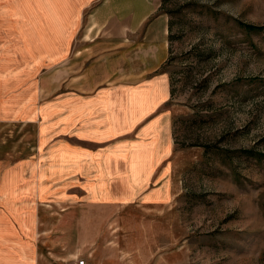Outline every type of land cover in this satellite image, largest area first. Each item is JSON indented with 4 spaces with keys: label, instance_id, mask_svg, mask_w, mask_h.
I'll use <instances>...</instances> for the list:
<instances>
[{
    "label": "rangeland",
    "instance_id": "rangeland-1",
    "mask_svg": "<svg viewBox=\"0 0 264 264\" xmlns=\"http://www.w3.org/2000/svg\"><path fill=\"white\" fill-rule=\"evenodd\" d=\"M154 1L155 14L169 18V58L136 78L122 65L115 82L152 78L163 101L152 116L170 134L167 160L132 199L111 202V188L93 185L94 172L76 153L72 161L64 157L63 123L50 122L48 113L57 99L81 97L72 87L87 55L80 54L83 43L35 44L40 57L18 62L35 66L23 77L40 88L39 112L32 121L0 124L4 261L264 264V0ZM15 45L0 49L2 73L18 69L11 64ZM73 143L79 149V140Z\"/></svg>",
    "mask_w": 264,
    "mask_h": 264
},
{
    "label": "crops",
    "instance_id": "crops-1",
    "mask_svg": "<svg viewBox=\"0 0 264 264\" xmlns=\"http://www.w3.org/2000/svg\"><path fill=\"white\" fill-rule=\"evenodd\" d=\"M157 8L154 0H0V49L16 43L11 59L17 60L11 64H18V69L0 71V124L32 121L39 112L40 88L34 79L23 77L35 66L24 68L18 60L39 58L35 44L42 42H82L80 54L87 55L77 67V87H72L81 97L57 99L48 113L50 122L54 117L55 124L63 123L64 157L72 161L76 153L75 159L94 172L93 185L111 188V202L132 199L136 188L147 185L171 153L167 124L152 116L163 102L156 97L152 78L139 85L115 82L122 65L124 73L135 77L159 71L168 60L170 22L160 9L155 14ZM83 25L88 29L80 34ZM73 66L71 59L66 75L72 74ZM117 90L128 97H118ZM94 91L98 93L91 97ZM121 138L132 141L115 143ZM77 140L79 149L70 145ZM117 187L124 190L116 191ZM4 257L0 264H10Z\"/></svg>",
    "mask_w": 264,
    "mask_h": 264
},
{
    "label": "built area",
    "instance_id": "built-area-1",
    "mask_svg": "<svg viewBox=\"0 0 264 264\" xmlns=\"http://www.w3.org/2000/svg\"><path fill=\"white\" fill-rule=\"evenodd\" d=\"M71 264H85V260L84 259H76L74 262H72Z\"/></svg>",
    "mask_w": 264,
    "mask_h": 264
}]
</instances>
